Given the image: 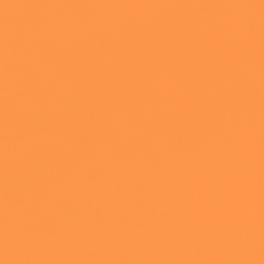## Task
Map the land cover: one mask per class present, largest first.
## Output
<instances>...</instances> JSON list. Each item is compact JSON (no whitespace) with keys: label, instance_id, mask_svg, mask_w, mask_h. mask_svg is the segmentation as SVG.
Segmentation results:
<instances>
[{"label":"snow or ice","instance_id":"snow-or-ice-1","mask_svg":"<svg viewBox=\"0 0 264 264\" xmlns=\"http://www.w3.org/2000/svg\"><path fill=\"white\" fill-rule=\"evenodd\" d=\"M0 264H264V0H0Z\"/></svg>","mask_w":264,"mask_h":264}]
</instances>
